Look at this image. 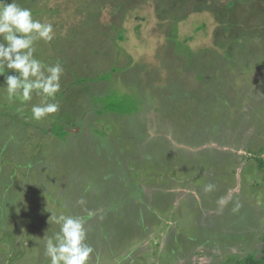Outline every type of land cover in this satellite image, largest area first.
Wrapping results in <instances>:
<instances>
[{
	"label": "rangeland",
	"instance_id": "rangeland-1",
	"mask_svg": "<svg viewBox=\"0 0 264 264\" xmlns=\"http://www.w3.org/2000/svg\"><path fill=\"white\" fill-rule=\"evenodd\" d=\"M16 2L64 74L40 121L0 86V264H50L61 213L90 264H264V0Z\"/></svg>",
	"mask_w": 264,
	"mask_h": 264
},
{
	"label": "clouds",
	"instance_id": "clouds-1",
	"mask_svg": "<svg viewBox=\"0 0 264 264\" xmlns=\"http://www.w3.org/2000/svg\"><path fill=\"white\" fill-rule=\"evenodd\" d=\"M54 36L51 22L35 18L31 9L21 7L16 0H0V77L4 78L0 86L10 102L27 103L34 94L40 97L39 103L31 106L32 118L36 121L60 109L57 95L61 91L64 68L60 62L46 64L35 55L37 42L50 43ZM212 188L209 184L205 191ZM49 221L58 226V231L48 235L46 230L42 238L50 264H90L95 249L87 242L84 217L51 214Z\"/></svg>",
	"mask_w": 264,
	"mask_h": 264
},
{
	"label": "trees",
	"instance_id": "trees-1",
	"mask_svg": "<svg viewBox=\"0 0 264 264\" xmlns=\"http://www.w3.org/2000/svg\"><path fill=\"white\" fill-rule=\"evenodd\" d=\"M256 162L259 166V168H264V160L262 158H256ZM244 264H260L259 262H256L252 259H247Z\"/></svg>",
	"mask_w": 264,
	"mask_h": 264
},
{
	"label": "water",
	"instance_id": "water-1",
	"mask_svg": "<svg viewBox=\"0 0 264 264\" xmlns=\"http://www.w3.org/2000/svg\"><path fill=\"white\" fill-rule=\"evenodd\" d=\"M264 160V159H263Z\"/></svg>",
	"mask_w": 264,
	"mask_h": 264
}]
</instances>
